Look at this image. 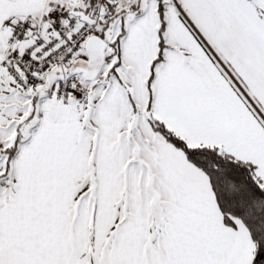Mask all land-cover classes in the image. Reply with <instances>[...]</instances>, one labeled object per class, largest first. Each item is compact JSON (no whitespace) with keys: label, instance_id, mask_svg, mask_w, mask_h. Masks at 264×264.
Instances as JSON below:
<instances>
[{"label":"snow or ice","instance_id":"6c2138e0","mask_svg":"<svg viewBox=\"0 0 264 264\" xmlns=\"http://www.w3.org/2000/svg\"><path fill=\"white\" fill-rule=\"evenodd\" d=\"M0 264H264V0H0Z\"/></svg>","mask_w":264,"mask_h":264}]
</instances>
